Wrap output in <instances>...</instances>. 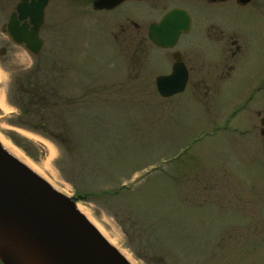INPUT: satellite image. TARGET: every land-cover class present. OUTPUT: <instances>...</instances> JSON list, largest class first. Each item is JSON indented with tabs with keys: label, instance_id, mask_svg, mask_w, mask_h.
<instances>
[{
	"label": "rangeland",
	"instance_id": "374dc122",
	"mask_svg": "<svg viewBox=\"0 0 264 264\" xmlns=\"http://www.w3.org/2000/svg\"><path fill=\"white\" fill-rule=\"evenodd\" d=\"M19 1L0 0V142L127 264H264V91L255 82L264 0H130L102 13L94 0H50L37 59L2 32ZM173 9L187 13L191 30L161 51L147 29ZM175 52L190 81L162 99L155 79L170 73ZM32 64L52 89L63 73L64 106L34 123L64 127L62 139L18 127L27 118L14 105L34 109L30 87L15 80ZM36 238L14 251L19 264H50L37 263Z\"/></svg>",
	"mask_w": 264,
	"mask_h": 264
},
{
	"label": "water",
	"instance_id": "95a60500",
	"mask_svg": "<svg viewBox=\"0 0 264 264\" xmlns=\"http://www.w3.org/2000/svg\"><path fill=\"white\" fill-rule=\"evenodd\" d=\"M130 0H94L97 12H110ZM225 2L226 0H219ZM247 5L251 0H237ZM49 0L23 1L2 28L9 39L32 56H38L44 43L39 37ZM20 22H24L20 26ZM190 18L178 9L167 12L148 28V39L158 49L172 50L190 29ZM187 71L177 56L169 76L156 79L163 99L182 94ZM264 125V121H262ZM50 236L62 249L68 264H127L87 223L70 200L64 199L27 168L0 148V263L19 264L14 252L29 235Z\"/></svg>",
	"mask_w": 264,
	"mask_h": 264
},
{
	"label": "flooded vegetation",
	"instance_id": "af4514ba",
	"mask_svg": "<svg viewBox=\"0 0 264 264\" xmlns=\"http://www.w3.org/2000/svg\"><path fill=\"white\" fill-rule=\"evenodd\" d=\"M23 1L25 2V5H30L35 0H20L18 2V4L16 5V7L19 4H21ZM208 1L218 2L219 0H208ZM235 2L237 3V0H235ZM15 8L11 14L14 13ZM23 23L24 22H20V26ZM3 27H5V26H3ZM41 30H40V33H41ZM39 36L41 38V35H39ZM42 41L44 43L43 50L38 56L33 57L35 59L40 58L44 52L45 42L43 39H42ZM178 44H179V42H178ZM236 51H237V54L241 55V53L239 52V47L236 48ZM5 53H6L5 50L0 51V55H2V56ZM177 56H179L180 62L184 65V67L187 71V83H186V89H187V86H188L189 81H190V74L191 73H190L188 61H186V58L183 57V55L181 53L175 52V53L171 54V57L174 60V62L171 65V69H172L173 65L175 63H177ZM35 66L36 65L32 64V67L26 69V71H25L26 72V78H25V76H23L25 78V80H22V82H21L20 81L21 76L16 78V80H15V82L17 83V86L19 84L22 87V85L25 82V84L30 87V89L25 91V101L30 108L34 109L30 112V111L26 110L24 108V106L21 104H15L14 105L17 109H19L20 113L23 116L25 114V116L27 118V120H26L27 122H25L24 124L18 125V127H20L21 129H23L27 132L38 135V136L45 138V139H48V140H50V139H52V140L62 139L65 135V131H64L65 128L64 127L63 128L59 127L58 133H51L46 129L47 127L45 125L36 127L34 125V123L37 122V120L43 116V113H44V111L46 112L47 108L64 106V104H65L64 90L60 89V86L64 85V83H63L64 82V76L62 75L63 73H61L60 75L58 74L57 79L55 80V84H58L59 87H57V89H52L53 84H50V80L48 82L42 81L41 78H42L43 74L40 71V69L35 67ZM261 72H263V73L260 74ZM261 72L256 76V80H255V82L257 83L256 84L257 85V92L264 91V71L262 70ZM170 73H171V70H170ZM163 76H167V75H163ZM158 77H160V76H158ZM20 86L17 87V88H19V90L18 89L16 90V93H17L16 96L18 98L22 97L21 93H22L23 89H21ZM155 86H156V83H155ZM53 87H55V86H53ZM61 92L63 94H61Z\"/></svg>",
	"mask_w": 264,
	"mask_h": 264
},
{
	"label": "bare ground",
	"instance_id": "6f19581e",
	"mask_svg": "<svg viewBox=\"0 0 264 264\" xmlns=\"http://www.w3.org/2000/svg\"><path fill=\"white\" fill-rule=\"evenodd\" d=\"M4 104H3V98L0 97V111H4ZM2 142V141H1ZM0 142V148L8 154L11 158L16 160L18 163H20L22 166L27 168L29 171H31V168L29 167V164L27 162H24L19 155L11 149L8 145ZM36 261L37 263H43L48 262L50 264H68L64 252L62 251L61 247L48 235L43 234L41 236V240L36 245Z\"/></svg>",
	"mask_w": 264,
	"mask_h": 264
}]
</instances>
